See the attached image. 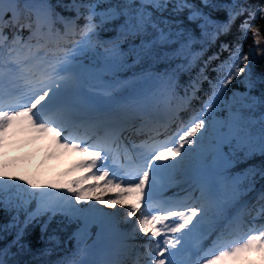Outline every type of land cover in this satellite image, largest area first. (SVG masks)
<instances>
[{
  "label": "snow or ice",
  "instance_id": "1",
  "mask_svg": "<svg viewBox=\"0 0 264 264\" xmlns=\"http://www.w3.org/2000/svg\"><path fill=\"white\" fill-rule=\"evenodd\" d=\"M64 7L74 10L75 16L55 13L49 0H0V146L5 145L15 129L22 128L36 136H50L58 148L84 157L68 170L69 174L81 175L56 184L10 175L6 165H0L4 169L0 170V210L11 214L0 224V233L11 234L10 230L15 229L13 239L0 248V264H20L11 258L27 248L26 231L30 225L41 223V217H47L41 223L42 234L57 215L69 222H82L74 237L92 219L100 224L98 236L103 235L106 225L119 233L113 225L117 213L103 212L95 204L110 209L117 205L126 208L123 222H131V229L124 230L116 252L123 259L94 264H127L126 258L134 250L136 256L131 264H256L247 259L249 254H256L259 264H264V226L249 229L243 239L228 241L231 226L239 220V215H230L229 210L256 190L257 177L264 180V164L230 172L237 163L256 154L264 156V111L259 118L245 115V111L253 112L257 103L264 109V95H251L255 86L252 71L255 52L250 49L243 53L240 43L234 47L222 43L220 51L229 52L228 59L212 71L220 73L227 66V75L213 81L206 74L212 61L219 59V53H214L193 76L191 71L206 49L192 50L195 36L185 24L187 21L194 25L202 37L215 42L231 31L238 16L247 13L248 19L240 29L245 36L249 29L257 35L258 30L251 27L249 20L264 18V6L250 5L247 0H231L228 4L199 0V5L193 0H72ZM205 8L226 11L227 20L213 19L204 12ZM81 19L83 25L77 23ZM117 20L121 21L117 25L120 31L113 41L105 44L99 31ZM24 30L27 37L21 34ZM119 41L128 44L127 51ZM98 48H104L113 68L127 66L129 57L133 65L162 57L180 58L184 62L170 76L165 73L163 88L140 89L112 104L101 105L85 94L89 69L84 61L89 52ZM180 72L188 73L189 79L183 86L184 95L177 97ZM241 74L244 78L239 82L245 91L239 97L234 94L227 98L228 86ZM153 79L158 77H143L145 83ZM204 81L208 82L210 92L185 123L179 112L200 99L197 93ZM259 83L264 84V76ZM136 84V79H115L99 91L113 97L116 91L134 88ZM174 97L179 100L175 106L171 104ZM225 111L227 116L218 118V113ZM177 123L172 131L171 126ZM80 128H103L105 136L88 143L92 137L70 130ZM129 128L146 138L132 145L137 150L135 160L127 147L122 160L113 145ZM209 157L216 165L217 179L213 183L204 179L199 168L192 167L193 160L206 164ZM182 183L188 188H181ZM173 187L181 188L184 194L178 192L172 197L159 194L161 189ZM11 189L25 193L27 198L12 195ZM196 190L200 193L198 197L193 195ZM109 192L113 194L105 198ZM33 200L35 207H31ZM92 200L95 204H88ZM129 200L132 202L128 203ZM256 201L257 214L264 216V185ZM81 203L88 207H77ZM245 207L241 205V210ZM141 235L148 239L137 244ZM47 239L57 241L54 234ZM206 241L209 243L205 244ZM13 247L17 253L11 252ZM141 248L147 257L143 262ZM52 250L45 247L40 255H49ZM43 264L85 262L64 258Z\"/></svg>",
  "mask_w": 264,
  "mask_h": 264
},
{
  "label": "trees",
  "instance_id": "2",
  "mask_svg": "<svg viewBox=\"0 0 264 264\" xmlns=\"http://www.w3.org/2000/svg\"><path fill=\"white\" fill-rule=\"evenodd\" d=\"M49 2L54 6L55 13L59 14L60 16L69 17V18L75 16L74 10H69L68 8L64 7V5H70L72 3V0H49ZM193 2L199 5V0H193ZM213 2L228 4L231 3V0H213ZM241 2H244V0H241ZM247 3L253 6H264V0H247ZM203 10L205 13L210 14L211 17L217 21L223 22L227 20V14L226 11L224 10H213L210 8H205ZM98 19L99 18H97V20ZM246 19H248L247 13L238 16L235 19L234 23L232 24L231 31L227 35H220L218 38L215 39V42H211L210 37H202L200 35V29L195 28L194 25H189L188 22L185 21V24L189 27L191 31H193L195 36V40L192 44V50L194 52H198L201 48L206 49L203 56L197 61L196 67L192 69L191 75L194 76L196 74L199 68L203 65V62L207 60L208 56L213 55L214 53H219V59L212 61V63L208 66L206 70V74L208 75L209 79L213 81H216L219 78H223L224 76L227 75V71H228L227 66L220 73L212 71V69L215 68L222 61L227 60L229 56V52L220 51V45L222 43H228L231 47H234L236 43H240L242 46L243 53L247 52L249 49H252L255 52V63L252 65L253 79L255 81V86L252 89L251 95L253 97H261L262 95H264V84L259 83V78L261 76H264V18L258 17L255 20H249V24L251 25V27L258 30V34L254 35L251 29H249L245 36V34L241 31L240 26ZM77 23L83 25L84 21L83 19H81L77 21ZM119 24H121V21L119 20L106 24L103 27V29L99 31L100 40L105 44H108L109 42L113 41L114 38L117 37L118 31H120V29L117 28V25ZM57 27H62V26L57 25ZM8 34L9 36H11V32H9ZM21 34L24 37H27L28 32L27 30H24ZM119 42L121 43L122 47L127 51L128 44L124 43L123 41H119ZM173 47L176 46L173 45ZM103 51L104 48H98L95 51L89 52L87 60L84 61L86 64L95 67V69L97 70L98 76L96 79V83H99L100 81L105 79L122 80L124 78H127V80L129 81L133 79L137 80V84L134 86V88H128V89H122L116 91L112 97L114 100H117L130 93H133L138 89H143L141 87L161 88V86L164 85L163 83H161V81H166L167 79L165 73H167L170 76L172 74L173 69H175L178 64L184 62L180 58L168 60L162 57L161 59L158 60L154 58L146 59L139 64L133 65L132 58L129 57V63L127 66L123 68H113L107 64L108 62L107 59L103 58ZM177 76H178V86L175 89V93L176 96L179 97L184 95L183 86L187 84L189 79V74L186 72H180L177 73ZM143 77H153V78L158 77V79L149 80L145 83ZM243 89L244 86L238 81V79L234 80L233 83L228 86L226 97L227 96L229 97V95L232 97L234 95L232 92H235V90H237L240 95ZM209 92H210L209 84L207 81H204L201 85V91L197 93L200 99L193 100L192 105L189 109L179 112L180 118L183 121H185V123L193 115V110L199 109L202 101L207 98L206 94H208ZM239 95L237 97H239ZM178 103L179 100L176 97H174L171 100V104L173 106H175ZM262 111H264V109H262L257 103L255 110L253 112L245 111V115L255 116L259 118ZM160 113L162 116L164 115L163 104L160 105ZM223 117H225L223 113H218V118H223ZM175 125L176 124H173L172 126ZM30 134L33 135V133ZM51 142L53 141L50 136H41L32 142L31 146L28 148L30 150L29 152L25 151V153H28L27 156L17 159L15 157H9L6 163L17 164L21 161H30L31 158L37 155L39 152H46L47 145ZM226 150L227 149H225V151ZM262 164H264V156H260L259 154H256L246 161L237 163L234 167L230 169V172L236 173L251 165H255L259 167ZM257 181L258 182L256 184V190L250 192L254 194L255 200L262 185H264V180H259V178L257 177ZM23 187L27 189V185H23ZM28 191H31V189H28ZM11 194L20 195L27 198L25 193L18 192L17 189H11ZM33 201L31 207H35ZM256 206L259 207L257 201L254 203V207ZM253 209L243 213L244 215H242V220L244 224L245 223L249 224L247 218L248 215H250V213L253 212ZM10 215H11L10 213H4L2 210H0V224L5 223L10 218ZM46 219H47L46 216L41 217L40 218L41 223ZM41 223H34L29 226L25 236V244L27 245V248L23 252H20L15 256H13L11 259L19 261L20 264H43V262L45 261H57L64 258H70V259L75 258L78 260L80 256L81 257L85 256L86 253H84L85 250H83V244H82L83 242V238L81 235L82 231L78 233L75 237L73 235L74 233L77 232V229L81 225L80 220H77L75 222H69L65 217L57 215L52 220V222L49 223L47 231L43 234L41 232ZM95 226L96 224H94L89 230L92 235L94 234ZM10 232L11 234L0 233V236H3V238L0 239V248L5 247L13 239V236L15 235V229H11ZM52 234H54L57 237L58 242L48 241L47 237ZM45 247H50L53 250L49 255L42 256L40 255V253L41 250L44 249ZM11 252L17 253V249L13 247L11 249ZM135 254L136 252L133 251L130 255L134 257ZM254 255L257 256L256 254ZM128 262H130L129 259H127V264Z\"/></svg>",
  "mask_w": 264,
  "mask_h": 264
},
{
  "label": "rangeland",
  "instance_id": "3",
  "mask_svg": "<svg viewBox=\"0 0 264 264\" xmlns=\"http://www.w3.org/2000/svg\"><path fill=\"white\" fill-rule=\"evenodd\" d=\"M103 58L106 59L105 51H103ZM107 64L110 65L109 62H107ZM86 65H87L89 71H88V73H86L87 84L85 86V89L87 91H89V92H92L96 97L101 98L105 102L113 100L112 97L104 96L99 91V89L102 88V87L107 86L108 84H111L115 79H106L103 83L93 84L91 82L97 76V72L94 69H91L88 64H86ZM240 77L243 79L244 75L241 74ZM122 80H127V78H124ZM164 86L165 85H162L161 88H163ZM140 87H141V84H140ZM141 88H146V87H141ZM227 114L228 113H225L226 116H227ZM24 131L27 132L25 135L20 134V133H22ZM174 131H175V129H174ZM28 132H30V131L24 130L22 128H17V129L14 130V134H10L8 136L5 145L4 146H0V161H3V160L6 161L10 155H16V157H23L24 155H27V154H24V151L31 144L33 139L37 137L36 135L28 136L29 135ZM91 132L94 133L93 130H91ZM76 133H78L80 136H90V137H92L91 135H87V130H82V131L79 130V132H76ZM131 133H133V132H131ZM130 136H132V135H126L125 137L127 139H126V142H124V141L121 140L122 138H124V135H123L122 138L118 141L122 145V147H120V148L119 147L118 148L114 147V150L119 152L120 158L122 160L124 159V156H125V148L126 147L129 150V155H131L132 159L135 160L136 157H137V150L132 149V145L133 144H139L143 139L146 138L145 136L138 135L136 133L132 137H130ZM97 138H100V137H92V139L89 140L88 143H92ZM52 141H53V138H52ZM53 142L54 143L49 144V147H48L49 150H50L48 152V154H54V158L53 159H48L42 153H39L37 156H35L29 162H21V163L16 164V165H6V171L10 175H17L18 174V175L24 176V177L29 178V179H33L35 181H38V182L44 184V181L46 179L43 176H44V174L46 172L47 166L50 165V164L51 165L56 164V159L55 158L59 155V151L63 150V149H60V148L57 147L55 141H53ZM121 142H124V143H121ZM206 147H208V146L206 145ZM122 152H123V154H122ZM70 153H72V154L68 158L70 160H72L73 162H76L78 159H84V157L80 156L78 153L71 152V151H70ZM213 162L214 161L211 159V157H209V163H213ZM201 163L202 162H200V161L193 160V162H192L193 169L204 165V164L200 165ZM0 165H3L2 162H0ZM0 170H4V169H0ZM68 174H69V172L62 173V174H57L56 176L62 178L64 176H67ZM71 174H81V173H71ZM52 181H54V179H52ZM183 187L184 188H188V185L184 184ZM173 190H175V189H173ZM112 194H113L112 192L106 193L105 194V198H109V196H111ZM250 194L248 196H245V198L248 197V199H249L250 197H252ZM193 195L195 197H198L200 195V193H199L198 190H196V191L193 192ZM167 197H170V196H167ZM131 202H132L131 200L128 201V203H131ZM254 202H256L255 198H254L253 201L251 200V202L249 204H247V202H246V207H245V209H243V211L240 209V211H242L241 214H240V220H242V215H244L243 213H245L248 210H251V209L254 208ZM33 204L34 205L36 204L35 200L33 201ZM88 204H95V201L94 200L89 201ZM88 204L81 203L77 207L87 208ZM95 206L97 208L101 209L103 212H106V213H117V215L115 216L114 221H113L114 227L116 229L120 230L119 233H116L117 236L122 238L124 230H129L130 231L131 222H129V224H125L123 222L124 221L123 213L126 211V208L121 207L120 205H117L113 209L107 208V207H105L103 205H99V204H95ZM197 206H199V205H197ZM257 213H258V208H254L253 212L250 213V215H248V218H247L248 220L247 221H249V223L253 222V228H251V225H246L244 227V233L248 232L247 235L249 234V229L259 230V228L261 226H264V216H259ZM251 216H253L254 220L251 218ZM132 221H135V217L132 218ZM95 222L98 223L95 219H92V220L89 221V225L90 224L93 225ZM89 233L90 232L87 231V228H85V230H83V232H82V236H83V242H82L83 250H85L84 253H86V254H85L84 257L80 256V258L78 259V260H83L85 262V264H90V262L92 260L90 255L88 254V252H86V251H88V249L92 251V246L89 243V241L92 238V235H90ZM147 239H148L147 237H144V236L141 235L140 238L136 241V243L137 244H142ZM207 243H209V242L206 241L205 244H207ZM139 251L141 253L140 259L143 262V261H145L147 259V257L143 254L144 253V249L143 248L139 249ZM135 256L136 255H134V257H132L131 255H129L127 257V259H129L130 262H128V263H131L133 258H135ZM123 258L124 257H121V259H123ZM247 259L254 260V261H256V264H259V258L254 256V254H249Z\"/></svg>",
  "mask_w": 264,
  "mask_h": 264
},
{
  "label": "bare ground",
  "instance_id": "4",
  "mask_svg": "<svg viewBox=\"0 0 264 264\" xmlns=\"http://www.w3.org/2000/svg\"><path fill=\"white\" fill-rule=\"evenodd\" d=\"M127 130L128 129H126L125 131H123V133L121 134V138H122V136H123V134H125L124 135V138H120L122 141H124V142H126V134L128 133V132H133L134 130H132L131 128H129V130H128V132H127ZM127 132V133H126ZM130 137H132V136H130ZM124 142H121V143H124ZM120 148V147H122V145L119 143V142H117V144L116 145H113V148ZM122 154H123V152H122ZM79 160H82V159H78L77 161H79ZM76 161V162H77ZM76 162H73V164H70V163H66V164H63V165H60V166H55V164H53V165H48L47 166V168H46V172H45V174H44V178L46 179L45 181H44V184H56V183H62V182H64V181H66V180H70V179H74L76 176H78V175H81V174H68L67 176H64V177H62V178H60V177H58V176H56L57 174H62V173H67L68 172V170L72 167V165H74ZM52 179H54V181H52ZM184 186V184L182 183L181 184V188H184L183 187ZM181 188H175V187H173V188H171V189H167V188H165V189H161L160 190V193L161 194H163V196H170V197H172L173 196V194L174 193H180L181 195H183L184 193L181 191ZM173 189H175V190H173ZM50 191H56V190H50ZM65 195H67V193H65ZM250 200V201H249ZM248 201H247V204H249L250 202H251V200H253V197H250V199H249ZM241 208V207H240ZM124 237H122V238H120V240L121 239H123ZM120 242V241H119ZM127 259V258H126Z\"/></svg>",
  "mask_w": 264,
  "mask_h": 264
}]
</instances>
